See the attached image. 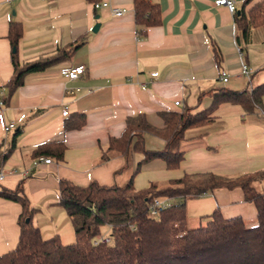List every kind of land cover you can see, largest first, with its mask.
I'll use <instances>...</instances> for the list:
<instances>
[{"label": "crops", "instance_id": "obj_1", "mask_svg": "<svg viewBox=\"0 0 264 264\" xmlns=\"http://www.w3.org/2000/svg\"><path fill=\"white\" fill-rule=\"evenodd\" d=\"M101 1L0 0V171L16 170L0 181V190L21 186L41 235L57 234L63 243L73 242L75 235L58 204L60 179L76 185H121L133 175L134 186L144 188L150 183L164 186L184 173L208 171L232 178L264 168V94L262 106L251 112L224 102L209 121L185 129L180 141L183 158L176 168L153 158L134 173L143 157L138 151L110 152L102 158L128 116L143 113L150 125L162 128L163 112L205 109L215 88L251 89L264 83V21L251 12L264 0H234V12L214 0H156L161 22L143 36L136 31L133 0H105L125 8L120 15L109 6H93ZM11 21L21 26L16 49L20 64L58 49L69 52L43 70L26 74L10 92ZM242 63L250 68L246 75L240 72ZM80 64L85 72L76 79L61 74L63 68ZM221 71L228 74L226 82L220 79ZM65 88L73 92L65 93ZM64 105L67 115L61 114ZM76 113L83 114L84 124L64 130V121ZM10 121L13 125L5 131ZM53 140L64 142L62 159L51 157L50 163L33 166L36 147ZM143 145L158 150L164 141L146 133ZM22 169L28 174L18 172ZM253 184L264 194V180ZM160 199L167 205L177 201ZM214 209L225 217L240 216L247 224L256 220L255 205L245 200L240 187H217L185 200V226L204 224ZM19 213V203L0 196V253L17 244Z\"/></svg>", "mask_w": 264, "mask_h": 264}, {"label": "trees", "instance_id": "obj_2", "mask_svg": "<svg viewBox=\"0 0 264 264\" xmlns=\"http://www.w3.org/2000/svg\"><path fill=\"white\" fill-rule=\"evenodd\" d=\"M251 12L253 16L260 14L259 22H263L264 1L255 3ZM133 13L139 36L145 35L148 27L161 22L160 5L156 0H133ZM242 15L240 12L237 20L240 21ZM20 35V24L11 21L8 29L13 66L8 81L10 92L23 83L26 74L43 70L69 52L58 49L52 55L20 64L16 50ZM214 56L219 58L216 49ZM210 94L211 102L205 109L163 112L165 125L162 128L150 125L143 113L128 116L119 136L110 138L102 158L110 152L127 155L138 151L143 157L134 173L142 162L153 158L164 160L167 168H176L183 158L180 141L185 129L209 121L212 112L224 102L239 104L246 112L262 106L264 83L241 90L222 86L211 90ZM83 124V114L76 113L64 121L63 129L79 128ZM146 133L160 137L163 147L145 149L143 135ZM64 148L62 140L45 142L36 147L33 157L48 155L59 160ZM132 176L121 185L96 181L76 185L67 179L59 180L58 204L67 213L74 229L75 239L70 243H63L57 234L48 238L41 235L32 222L33 208L21 186L13 190L2 188L0 196L19 203L20 213L17 244L0 253V264H264V194L253 184L264 180V168L232 178L208 171L184 173L164 186L150 183L144 188H136ZM217 187H240L245 200L255 205V223L247 224L240 216L225 217L214 209L204 224L186 227L185 200ZM152 197H173L177 201L166 205L157 216H151L148 207ZM105 225L111 241L94 243L95 235L102 233Z\"/></svg>", "mask_w": 264, "mask_h": 264}, {"label": "built area", "instance_id": "obj_3", "mask_svg": "<svg viewBox=\"0 0 264 264\" xmlns=\"http://www.w3.org/2000/svg\"><path fill=\"white\" fill-rule=\"evenodd\" d=\"M214 4L218 6H225L230 12L235 11V1L234 0H214ZM94 7H99V6H109L111 8V11L115 15H120L125 11V8L123 7H115L111 6L107 1H101V2H94L93 3ZM85 72V67L84 65H74L70 67H65L61 70V74L68 80H73L82 75ZM241 74H248L250 72V68L247 66V64L242 63L241 65ZM157 72H153L152 75H156ZM220 79L223 82H226L228 79V74L225 71L220 72ZM73 89L70 88H65V93H72ZM178 103V102H175ZM69 113L68 107L66 105L63 106L61 114L62 115H67ZM13 125V121H10L7 125L4 126V130L7 131L11 126ZM52 161L51 157L45 156V155H37L33 158L32 160V165L36 166L39 163H50ZM15 169H9V170H1L0 171V181L10 173H15ZM22 175H27L28 170L27 169H22L19 170ZM167 204L161 200L159 197H152L149 207H148V212L151 216H157L158 213L166 206ZM112 239L111 235L109 233H99L96 234L94 237V243L97 242H110Z\"/></svg>", "mask_w": 264, "mask_h": 264}, {"label": "rangeland", "instance_id": "obj_4", "mask_svg": "<svg viewBox=\"0 0 264 264\" xmlns=\"http://www.w3.org/2000/svg\"><path fill=\"white\" fill-rule=\"evenodd\" d=\"M190 227H193V225H191ZM106 231H107V229L105 228V226H103V227L101 228V232H102V233H106Z\"/></svg>", "mask_w": 264, "mask_h": 264}, {"label": "water", "instance_id": "obj_5", "mask_svg": "<svg viewBox=\"0 0 264 264\" xmlns=\"http://www.w3.org/2000/svg\"><path fill=\"white\" fill-rule=\"evenodd\" d=\"M98 25H99V23H98V22H97V23H95V24H94V27H93V29H92V30H95V29L97 28V26H98ZM25 220L27 221V220H28V218H26Z\"/></svg>", "mask_w": 264, "mask_h": 264}]
</instances>
